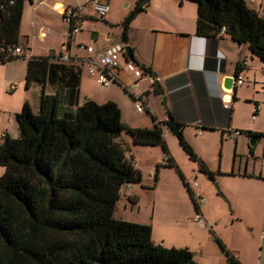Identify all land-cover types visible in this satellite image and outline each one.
<instances>
[{
	"label": "trees",
	"instance_id": "obj_1",
	"mask_svg": "<svg viewBox=\"0 0 264 264\" xmlns=\"http://www.w3.org/2000/svg\"><path fill=\"white\" fill-rule=\"evenodd\" d=\"M25 1L31 2L13 0L0 13V34L10 44H18ZM178 1L196 4L197 37L216 41L223 33L239 46L246 45L264 64V14L250 9L244 0ZM148 2L137 0L121 21L120 40L125 46L131 22ZM60 56L27 59L25 87L40 86L38 110L34 113L24 102L15 114L17 138L4 135L0 143L4 169L0 176V264H196L187 248L154 244L150 225L114 217L122 189L141 181L120 139L125 133L134 146H159L168 159L163 166L175 168L181 176L196 212L189 185L168 155L164 128L208 180L214 181L215 173L199 160L183 135V125L169 111L166 121L152 128H131L122 122L113 101L98 104L87 99L79 105L80 69L59 62ZM139 68L142 75L151 74L147 67ZM46 84L56 92L46 94ZM153 91L160 94L156 86ZM238 132L264 138L260 133ZM209 232L226 264H241L210 227Z\"/></svg>",
	"mask_w": 264,
	"mask_h": 264
},
{
	"label": "crops",
	"instance_id": "obj_2",
	"mask_svg": "<svg viewBox=\"0 0 264 264\" xmlns=\"http://www.w3.org/2000/svg\"><path fill=\"white\" fill-rule=\"evenodd\" d=\"M90 1L31 0L32 15L29 22L31 39L34 42L36 39L45 42L44 40L51 33L43 26L42 18L37 14L40 8L56 10L60 13L65 8L86 6ZM104 1L109 5L105 17L98 19L90 9L85 8L81 31L70 39L67 38L68 27L65 24L66 27L59 33L60 47L59 44L43 46L39 48L41 54L35 55L32 52L34 45L28 44L29 40L26 36L27 45L22 47L27 49L28 56L20 58L46 56L48 51L53 52L54 55L68 53L70 59L59 62L80 69L79 105L87 99L98 104L113 101L120 109L122 122L131 128H152L156 123H163L167 119V111L183 125L186 141L207 168L215 173L214 181L206 179V183H197L198 192L204 199V203L198 206V212L206 225L189 222L196 210L182 197L186 220L184 234L179 239L169 234L163 224H157L155 229H160L161 232H156L152 217L150 223L135 222L150 225L154 244L165 248H187L192 252L196 264H226V258L209 232L210 227L241 264H264V163L262 162L264 138H257L255 144L251 146L250 138L244 134L235 138L230 137L233 131L264 134V127L257 123V115L252 121H246L245 126L235 124V113L242 105L246 116H249L253 109H256L257 114L260 110L255 97L252 96V91L256 90L259 82L264 87V64L250 54L246 45L239 46L223 33L216 41L197 37L195 3L149 0L143 12L131 22L128 30L127 45L131 49L133 60L129 61L124 54H121L116 80L107 88H102L87 75V63L82 60L86 54L78 52L76 45H89L94 53L115 45H124L120 40V23L133 10L137 0ZM259 1L249 2L255 12L261 8ZM36 26H38L37 31ZM41 32H45L43 37L40 36ZM243 58L247 59V64L240 70L238 63ZM127 61L131 62L138 71L140 66L147 67L151 74L142 75L140 70L141 76L136 78L133 72L126 69ZM235 75H240L244 83L250 82V85L244 87L243 83L232 88L230 92L232 101L224 107L221 96L229 89L223 87V81ZM7 83L12 87V83L17 82ZM37 86L38 89L32 88L40 92V86ZM154 86L159 89L160 94L153 91ZM44 91L46 94H54L56 88L46 84ZM262 93L264 94V88ZM29 97L23 96L14 108L0 107V113H3L0 117L1 138L8 135L9 126L15 122V114L21 110L24 102L29 104L34 113L37 112L36 102L31 101ZM135 98L142 99L145 115H142L143 112H138L139 114L132 112V107L135 109ZM164 139L169 157L190 185L195 177L186 176L182 167L187 162L197 166V162L190 161L185 154L186 157L183 155L184 152L181 153L182 155L179 153L180 151L175 147L176 138L165 128ZM120 140L128 147L127 156L132 158L134 167L140 172L138 158L148 155L149 149L134 146L130 137H121ZM261 140L263 143L259 147ZM174 148L182 156L181 160L177 158ZM232 148L234 154L231 164L225 166L224 155L227 157ZM2 173L3 168L0 167V176ZM199 175L204 176L202 173ZM156 185H158L157 181L154 187ZM124 195L129 203V199H136L138 202L142 197V189L129 187Z\"/></svg>",
	"mask_w": 264,
	"mask_h": 264
},
{
	"label": "rangeland",
	"instance_id": "obj_3",
	"mask_svg": "<svg viewBox=\"0 0 264 264\" xmlns=\"http://www.w3.org/2000/svg\"><path fill=\"white\" fill-rule=\"evenodd\" d=\"M259 2L261 4V8L257 10V13L259 15H263L264 0H260ZM247 6L253 10V8H251L252 6L251 3L248 2ZM86 8L89 9L88 7ZM65 9H62L60 13L57 12L56 10L55 11L49 10L43 7L37 11V14L42 18L43 26L48 30H50L51 33L48 34L47 38L44 40L45 42H41L39 39H36L34 42L31 39L32 33L29 24L32 15V5L31 2L25 1L22 10L18 43L23 47L26 46L27 44L25 38L26 36H28V40H29L28 44L30 46L34 45L32 47V52L35 55L41 54V50L39 49L40 47L43 46L45 47L50 45L57 46L59 44V40L61 37L59 36V33L66 27L65 22L62 19V13ZM35 30L36 31L38 30V26L35 27ZM60 46L61 45L59 44V47ZM26 60L27 59L24 58H16L7 61L3 64H0V107L1 108L4 107L14 108V106L19 103V99H22L23 96L25 95L30 96L29 98L31 99V101L34 100V102H36L35 104H37V106L39 105L38 95L40 92L39 90L34 91L32 88L35 87L36 89H38V86L36 84H32L28 88V90L24 86ZM13 81L17 82L18 84L12 83L13 86L9 87V83L7 82H13ZM247 85H250V82L249 84L248 83L246 84V82L244 83V87H246ZM263 88H264L263 84L259 82L257 84L256 90L252 91V96L255 97V102H257V104L260 106V110L258 114L255 113L254 112L255 109H253L250 115L246 116L244 112V106L242 105V107H240V109H237L235 113L236 125L245 126L246 121H252V119H254L252 118V116L255 114L257 115V123L260 126L264 127V94L262 93ZM132 112L139 114L133 107H132ZM2 114L3 113H0V117L2 116ZM142 115H145V112H143ZM8 136L10 138H17L18 128L15 122H13L11 126H9ZM122 137H128V135L124 133L122 134ZM0 140H2L1 137ZM174 140L176 143L175 147L178 148V150L180 151L179 153L180 154L183 153L182 149L179 148L176 139ZM262 143L263 140H261L259 147H261ZM142 147H146V149L149 150H147L148 155L146 156L142 155L138 158V162L141 166V171H140L141 181L140 183L130 184L128 185V187L125 186L122 189L121 196L119 200L116 202V206L114 209V217L132 223L139 221L150 223L152 217L154 221L153 223L154 229L156 228L157 224L159 225L163 224V226L167 227L169 234L171 233V235H173L175 239L176 238L179 239L182 236V234H184V227L186 220L185 207L182 202V197L186 202L188 201L193 208V204L190 199V196L183 184L181 176L177 173L175 168L163 166L165 163H164V154L162 149L159 146L157 147L142 146ZM176 148H174L175 149L174 152L177 158L181 160L182 154L180 155L177 152ZM233 154L234 151L232 148L231 153L227 155V157L226 155H224L225 166L231 164ZM262 162L264 163V159L262 160ZM157 164L159 165L158 180H157L158 185L154 187V183H155L154 173L156 166H158ZM196 167H197L196 164L193 163L191 164L190 162H187L186 165H183L182 170L184 174H186V176H189L190 178L194 176L195 177L194 181L196 183L198 184L206 183L207 181L206 176L199 175L201 173L197 170ZM192 168H194V170H192ZM180 173L182 175L181 171ZM129 187H139L140 189H142L141 199L136 203V205L133 206L128 202V200L124 195ZM213 189H215L214 186ZM204 198L206 199L207 197L205 196ZM193 216L194 215L190 217V221H189L190 223L192 222L196 223L193 220ZM155 230L156 232L159 233L161 232L159 231L160 229H155Z\"/></svg>",
	"mask_w": 264,
	"mask_h": 264
},
{
	"label": "built area",
	"instance_id": "obj_4",
	"mask_svg": "<svg viewBox=\"0 0 264 264\" xmlns=\"http://www.w3.org/2000/svg\"><path fill=\"white\" fill-rule=\"evenodd\" d=\"M245 2H252L253 0H244ZM13 4V0H0V13L6 12L8 6ZM88 7L93 15L98 19H103L107 12L109 11V5L104 0H91L86 6L78 7H69L66 8L62 13V19L67 25L68 37H72L78 34L81 31L82 21L84 18L83 11ZM43 30V28H42ZM45 31H47L45 29ZM45 32H41L40 36L43 37ZM76 50L78 52H84L86 56L82 59L83 62L87 63V75L94 79V81L102 88H107L113 81L116 80L117 73L119 71V57L121 54H124V45H115L106 50H103L98 53L93 52V48L89 45L77 44ZM48 54H53L51 51L47 52ZM54 55V54H53ZM125 55V54H124ZM28 51L19 44H10L5 41V39L0 34V62L7 61L13 58L27 57ZM57 56V55H55ZM70 56L68 53L63 54L58 58L60 61L69 60ZM247 64V59L243 58L238 63V69L242 70ZM125 67L128 71L133 72L136 78L141 76L140 70L138 71L134 65L127 61ZM233 88L240 86L244 83L243 78L240 75L234 76ZM232 88L227 90V93L221 96V101L224 107H227V104L232 101L231 92ZM135 110L137 112H143L145 110V105L140 98H135ZM256 113V109L254 110ZM255 114L252 116L254 118ZM164 135V133H163ZM239 135L238 131H233L230 133L231 138H235ZM168 159L164 156V162ZM189 188L192 192L193 198L197 206L204 203V199L201 197L198 192V185L193 180ZM193 220L200 224L206 225L202 215L199 212H196L193 216Z\"/></svg>",
	"mask_w": 264,
	"mask_h": 264
},
{
	"label": "water",
	"instance_id": "obj_5",
	"mask_svg": "<svg viewBox=\"0 0 264 264\" xmlns=\"http://www.w3.org/2000/svg\"><path fill=\"white\" fill-rule=\"evenodd\" d=\"M124 54H125V56L127 57V59L129 61H132L133 60V56H132L130 47L128 45L127 46H124ZM234 79H235L234 76L225 78L224 81H223V87L225 89H231V88H233ZM163 101H165V99H163ZM256 141H257V137L250 138L249 145H251V146L254 145Z\"/></svg>",
	"mask_w": 264,
	"mask_h": 264
},
{
	"label": "bare ground",
	"instance_id": "obj_6",
	"mask_svg": "<svg viewBox=\"0 0 264 264\" xmlns=\"http://www.w3.org/2000/svg\"><path fill=\"white\" fill-rule=\"evenodd\" d=\"M148 111V110H147Z\"/></svg>",
	"mask_w": 264,
	"mask_h": 264
}]
</instances>
